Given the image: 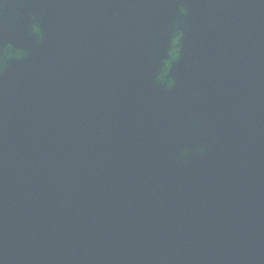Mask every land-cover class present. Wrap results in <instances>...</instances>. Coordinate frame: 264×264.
Here are the masks:
<instances>
[{
	"label": "water",
	"instance_id": "obj_1",
	"mask_svg": "<svg viewBox=\"0 0 264 264\" xmlns=\"http://www.w3.org/2000/svg\"><path fill=\"white\" fill-rule=\"evenodd\" d=\"M0 264H264V0H0Z\"/></svg>",
	"mask_w": 264,
	"mask_h": 264
}]
</instances>
